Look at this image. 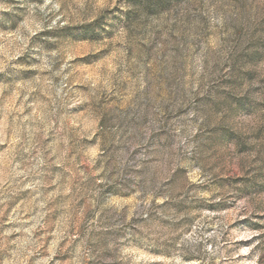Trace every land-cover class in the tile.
Returning a JSON list of instances; mask_svg holds the SVG:
<instances>
[{
    "label": "rangeland",
    "instance_id": "1",
    "mask_svg": "<svg viewBox=\"0 0 264 264\" xmlns=\"http://www.w3.org/2000/svg\"><path fill=\"white\" fill-rule=\"evenodd\" d=\"M0 264H264V0H0Z\"/></svg>",
    "mask_w": 264,
    "mask_h": 264
}]
</instances>
